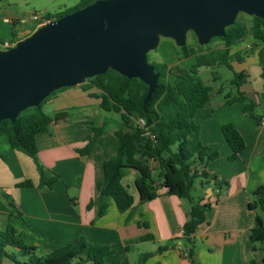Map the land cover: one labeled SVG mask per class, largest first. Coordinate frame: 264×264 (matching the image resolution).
Instances as JSON below:
<instances>
[{"label":"crops","instance_id":"1","mask_svg":"<svg viewBox=\"0 0 264 264\" xmlns=\"http://www.w3.org/2000/svg\"><path fill=\"white\" fill-rule=\"evenodd\" d=\"M78 2L0 1V39L12 46L36 29L38 22L32 19L34 12L45 18L46 15L68 11ZM249 40L233 45L231 52L250 48L251 41L258 43L255 39ZM256 51L246 56L239 63L240 69L235 70L248 74V81L241 90L264 107V88L259 89L260 84L257 83L263 78L262 67ZM168 73L171 78L177 74V69L168 65ZM254 81L256 84H251ZM88 91L95 92L96 89ZM88 91H83L78 85L66 87L43 105L50 108L47 113L70 109L67 120L52 123L49 133L38 132L35 135L40 162L60 177L51 190L46 186L37 187L39 175L32 159L13 149L6 136H0V188L13 200L10 204L0 195V226L7 221L14 227L17 238L37 246L41 253L85 235L91 243L107 244L113 249V253L106 257V264H193L179 239L188 208L185 199L158 187L156 198L139 202L135 187L136 171L133 169L122 178V184L134 199L130 209L121 213L110 197L99 196L97 184L103 181L102 163L116 152L118 141L114 132L122 123L113 116H103L97 122L99 124H95L91 117L99 108V100L90 97ZM195 121L199 130L197 135L189 136L190 149L193 150L200 141L216 150L218 158L209 162L206 171L209 179L215 176L222 183H227L214 189L210 187L211 191H208V186L203 185L200 179L195 182L193 198L203 196L202 202L210 203L205 221L193 234L195 264H248L250 258L255 260V264H264L259 243H253L249 238L255 210L248 206L253 191L264 184V120L258 123L242 111L241 104H224L221 96L217 100L212 98ZM89 122L103 125L104 131L97 137L90 154L82 156L76 148L81 147L90 134ZM223 123L236 127L245 141L244 150L232 160L229 159L231 150L220 131ZM24 179H30L34 186H15ZM156 183L159 185V181ZM102 203L107 206L99 215ZM147 235L152 238L146 239ZM169 240H172L170 246L157 252L158 246Z\"/></svg>","mask_w":264,"mask_h":264},{"label":"trees","instance_id":"2","mask_svg":"<svg viewBox=\"0 0 264 264\" xmlns=\"http://www.w3.org/2000/svg\"><path fill=\"white\" fill-rule=\"evenodd\" d=\"M94 1L79 0L74 8L63 13L46 15L44 19H57ZM239 14L234 24L225 28L223 36L214 37L209 41V43L220 41L219 47H210L209 43L200 45L195 35L192 32L188 33L192 35L196 48L194 63L187 75L176 74L170 78L167 63L149 62L159 76L154 91L146 101L144 97L147 85L144 82L138 78H128L113 69L86 78L78 85L83 91L95 88L96 91H88V95L99 100L100 109L116 113L122 123V126L114 132L118 141L117 150L102 163L103 181L97 184L99 196L110 197L121 213L130 209L134 199L122 184V178L127 170L133 169L136 171L135 187L139 202L156 198L158 187H164L166 193L185 199L188 208L179 239L186 256L193 264H195L193 234L205 221L210 203L202 202L203 196L194 199L191 191L197 179L213 189L227 184L222 183L215 176L209 179L206 171L209 162L218 158V152L211 150L200 141L193 150L188 145L189 136L198 134L199 124L195 121L196 117L200 116L201 110L210 103L212 93H222V89L214 91L211 85L205 84L197 76L198 69L224 66L231 70L233 76L230 84L234 91L223 95L224 104L239 103L242 111L258 123L264 120V107L258 111L259 104L241 90L248 81V74L243 70H234L232 65L234 62L241 63L246 56L253 54L256 48L231 52L233 45L251 35L258 42L255 43L256 46L259 44L256 55L262 67L261 76L264 78V20L249 16L250 23L247 24L238 19ZM3 43L4 40L0 39L1 46ZM191 47V43L177 46L178 58L189 56ZM212 79L215 81L218 77L213 76ZM65 88L51 92L38 105L21 111L13 121L0 120V136H6L13 149L28 155L34 162L39 175L38 188L46 186L51 190L52 185L60 179L59 175L40 162L35 135L38 132L49 133L52 123L69 118L70 109L55 110L52 113L43 110L44 103L57 91ZM139 119L143 120V124L138 123ZM89 124L90 134L86 136L84 144L76 148V152L82 156L90 154L97 137L104 131L103 125H94L92 122ZM220 131L231 150L229 159L232 160L244 150V138L231 123L221 124ZM156 181H159V185ZM15 186L32 187L34 184L30 179H24L15 183ZM0 195L4 196L8 203H13L10 195L2 188ZM106 206L105 203L100 205L99 215L104 213ZM248 206L252 210L259 209L264 213V184L257 186L253 191L252 201ZM144 224L147 226V223ZM145 238L150 239L152 236L147 235ZM249 238L253 243L264 244V219L258 214L254 217ZM171 243L172 240H169L159 245L157 252L166 250ZM252 250L255 251L256 248L253 247ZM259 250L264 252V246L259 247ZM38 253L37 246L27 244L16 237L14 227L7 221L2 227L0 226V264L4 261L10 264H85L86 262L106 264V257L113 253V249L107 244H93L85 235H80L74 241L59 248L44 254ZM262 262L264 263V256ZM248 264H255V260L250 258Z\"/></svg>","mask_w":264,"mask_h":264},{"label":"water","instance_id":"3","mask_svg":"<svg viewBox=\"0 0 264 264\" xmlns=\"http://www.w3.org/2000/svg\"><path fill=\"white\" fill-rule=\"evenodd\" d=\"M239 13L264 20V0H95L43 22L14 45H0V120L108 69L144 82L146 101L159 76L147 54L160 38L183 46L192 32L206 45Z\"/></svg>","mask_w":264,"mask_h":264},{"label":"rangeland","instance_id":"4","mask_svg":"<svg viewBox=\"0 0 264 264\" xmlns=\"http://www.w3.org/2000/svg\"><path fill=\"white\" fill-rule=\"evenodd\" d=\"M238 19L249 24L250 23V17L249 15L246 14H239ZM245 39H254L251 35L247 36ZM249 40V41H250ZM187 43H191L192 47L190 49V55L187 57H183L181 59L178 58L177 55V46L173 42L172 39L169 38H160L158 46L154 49L148 52V62L153 63V62H165L169 66L174 67L177 69V74H184L187 75L189 73V70L191 69L192 64L194 63V49L196 48V43L192 37L191 34H187ZM210 47H219L221 45L220 41H214L209 43ZM255 47L257 49V46L255 42L251 41L250 42V48ZM234 49V48H233ZM249 49V48H247ZM234 70L240 69V65L237 62H234L233 64ZM172 69V68H171ZM169 74V73H168ZM171 75V74H170ZM197 76L203 80L205 84L211 85L213 90L216 91L217 89H222V93H212V98L214 100H217L219 97H223V95L229 91H234V89L231 87L230 80L233 76V72L224 66H219L216 68H210V67H201L198 69ZM217 76L218 79L213 81L212 77ZM254 80H256L254 78ZM263 78L259 80L257 83H259V89H263L264 86L263 84ZM251 84H256L254 81ZM220 95V96H219ZM43 110L45 112H50V108L48 106H43ZM261 110V106L258 107V111ZM105 117H115L119 119V116L116 113L113 112H106L100 108H97V112L95 115H92L91 118L94 119L95 124H99L97 122H100L101 118ZM129 170H127L126 173H128ZM194 190L191 191V194H193ZM258 214L264 219V213L261 212L259 209L255 210V215ZM264 246V244L259 243V247ZM261 257L264 256V252H261ZM38 254H44V253H38ZM3 264H10L8 261H4ZM85 264H91V263H85Z\"/></svg>","mask_w":264,"mask_h":264},{"label":"built area","instance_id":"5","mask_svg":"<svg viewBox=\"0 0 264 264\" xmlns=\"http://www.w3.org/2000/svg\"><path fill=\"white\" fill-rule=\"evenodd\" d=\"M32 19L34 20V21H37L38 22V25H40V24H42L43 22H46L47 20H45L44 18H42V16L39 14V13H36V12H34L33 14H32ZM11 23H14V21L13 20H9ZM37 25V26H38ZM15 44V43H14ZM2 46L3 47H8L9 45H8V43L7 42H4L3 44H2ZM138 123H140V124H143V120L142 119H139L138 120Z\"/></svg>","mask_w":264,"mask_h":264}]
</instances>
